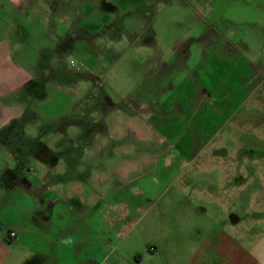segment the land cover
<instances>
[{
    "label": "rangeland",
    "instance_id": "obj_1",
    "mask_svg": "<svg viewBox=\"0 0 264 264\" xmlns=\"http://www.w3.org/2000/svg\"><path fill=\"white\" fill-rule=\"evenodd\" d=\"M173 2L149 0L127 9L115 20L124 32L110 43L112 54L102 50L100 36L94 43L100 52L93 54L82 42L63 41L66 27L44 26L34 12L13 16L9 0H0V42L10 39L14 59L37 84L1 100L0 243H20L11 255L1 248V257L43 253L45 264H198L210 255L205 241L219 232L239 236L246 249L264 234V52L219 42L214 30L225 28L196 22L191 8ZM149 22L148 36L156 41L132 47L133 34ZM204 33L209 41L199 57L192 52L189 69L166 82L162 69L146 77L160 58L168 62L176 45L189 49L191 37ZM66 68L95 74L84 78L87 85ZM129 95L138 105L125 107L121 100ZM14 107L26 114L7 121ZM126 130L132 137L122 139ZM106 132L123 142L104 149L100 160ZM94 138L95 151L87 156ZM45 145L55 153L41 155ZM92 157L94 184L88 182L93 167L85 163ZM54 158L73 167L59 170L69 177L48 198L66 201L77 187L89 201L55 207L41 222L44 231H36L28 215L32 203L22 192L13 197L11 184L29 173L39 182L41 165ZM27 226L35 232L26 234ZM12 230L19 239L10 242Z\"/></svg>",
    "mask_w": 264,
    "mask_h": 264
},
{
    "label": "crops",
    "instance_id": "obj_2",
    "mask_svg": "<svg viewBox=\"0 0 264 264\" xmlns=\"http://www.w3.org/2000/svg\"><path fill=\"white\" fill-rule=\"evenodd\" d=\"M173 1L174 0H164V3L168 6L174 4ZM191 1L193 4H190L189 0H179L181 5L187 6L194 11L195 19L198 20L196 22H203L206 25H211L212 23L218 27L225 28V32H219L217 29L214 30L216 35L220 37V39H217L219 42H230L242 52L247 51L254 54L264 52V0ZM9 2L11 4L13 16L16 11L20 14L25 13L27 16L34 12L32 16L38 19L40 24H43L44 26L52 24L55 27H66L63 37L60 38H62L63 41H67L69 39L70 45L74 42H82L83 46H85L87 50L90 49L94 54L96 51L100 52V48L98 46V50L96 48L94 49L95 40L98 36H100L102 38L101 41H103L104 44L102 50L104 49V52L106 51L105 53L110 52V54H112L111 50L113 49L111 47L112 44L110 43L117 42L116 39H121V36H118L117 34L121 35V33L124 32V30L116 29L119 24L115 23V20L122 19L127 14V9H138L141 6L148 4L149 0H9ZM151 26L152 24L149 22L147 27L144 28L138 37L133 34L135 38L133 39L134 42L132 43V47L133 45H137L138 41L150 45L156 41L155 37L148 36ZM14 28H16V26ZM22 28L25 29L22 24H17V31L19 33L26 34L27 30ZM209 36H211V34L206 33H204L201 37L197 35L192 36L189 40L191 43L189 49L185 47H178L176 45L172 54L167 58L169 59L168 62L164 64L163 60L160 58V61L158 63H154L152 66V71L149 70L147 72L146 77H152L160 69H162L164 75L166 76H163L164 79L161 81L166 82L177 73L186 71L189 69L188 65H190L189 63L192 57V52L197 53L198 57L202 55V45H205L204 43L209 41V39H207ZM124 47L125 46H123V48ZM12 49L13 45L11 44L10 39L1 40L0 106H3L1 100L15 93V90L24 87L33 88L32 84L37 87L34 74L14 59ZM63 51L64 50L62 49V52ZM171 60H173V62ZM66 70L67 71H65V73H68L71 78L74 77V81L82 80L81 82H84L85 77L93 76L95 74L91 71L89 75L78 74L76 73L77 71L74 72L71 68H66ZM259 72L264 73V70ZM79 77H82V79ZM74 81H68L69 87L73 86L74 83L72 84V82ZM84 83L89 85L86 82ZM87 88L89 87L87 86ZM158 89L160 90L159 87ZM129 97L130 95L121 100L125 107H130L133 104L138 105V103H135V101ZM12 109L16 112V114L9 116L8 119H6L7 121H18L22 115L26 114V112L19 107H14ZM124 121H127L126 117L124 118ZM106 133L107 144L104 145L102 152L99 153L100 156L98 157L100 160L104 149L111 150L112 147L119 145L120 142L118 143V141L123 142L121 139H117L115 136L111 135L110 132ZM121 137H123L122 139H126L128 137H132V134L126 130ZM95 143L94 138L92 140V144L87 147V156L92 155V150L95 151ZM42 152L55 153L54 150L50 149L47 145L44 146ZM96 158L97 157H92L91 162L85 161L88 166L93 167L92 173H90V176L88 177V182L92 184L95 183V164L97 163H95L94 160ZM72 167L73 165L71 163H62L54 158L51 164L43 162L41 165V180L39 182H37L38 180L36 181L35 175L33 176L31 173H29V175L26 174L19 181L13 180L11 184L13 188H11L10 191L16 192L12 196L16 197L17 193L22 192L25 201H30L32 203V207L29 209L28 215L34 225L37 223V225H35L36 231H44L41 222L45 220L46 214L52 212L55 207L60 206L61 208L63 203H74L73 201L76 200L79 201L82 206H84L85 203H88L89 200H84V198L80 196L82 191H80V188L77 189V187H75V189L74 187L70 189L66 201L61 202L62 199H60V197L55 199L48 198V194L51 190H57V192H59L58 190L61 188L59 185L61 186L66 184H63L61 181L66 182V179L69 177V175H67V177L64 178L59 170L63 168L72 169ZM71 182L73 181L67 183ZM71 207L74 206H67L70 210ZM27 227L28 228H23L26 229V234L35 232L32 228L29 229L30 226ZM11 232H14L16 236L10 237L9 234L8 241L13 242L14 240H18L19 233H16L13 230L9 233ZM238 239L239 236L235 240L224 235L223 231L219 232V235L214 241H205L204 248L210 252V255L207 258H203L202 262H199L198 264H264V252L262 254L259 253V250L264 247V234L260 237V239L254 241L248 249H246L245 246L239 242L240 239ZM13 244L14 243H0V249L5 248L12 250L16 249L15 247L20 245V243L15 246ZM11 245L12 248L10 247ZM11 250H9V255L13 253V250ZM9 255L4 257L0 256V264H45L44 261L46 255L43 253L34 255V259L28 258L27 255H23L22 258H12L9 257Z\"/></svg>",
    "mask_w": 264,
    "mask_h": 264
},
{
    "label": "built area",
    "instance_id": "obj_3",
    "mask_svg": "<svg viewBox=\"0 0 264 264\" xmlns=\"http://www.w3.org/2000/svg\"><path fill=\"white\" fill-rule=\"evenodd\" d=\"M72 65H73V63H72ZM15 236H16V234L14 232L10 233V237H15Z\"/></svg>",
    "mask_w": 264,
    "mask_h": 264
},
{
    "label": "flooded vegetation",
    "instance_id": "obj_4",
    "mask_svg": "<svg viewBox=\"0 0 264 264\" xmlns=\"http://www.w3.org/2000/svg\"><path fill=\"white\" fill-rule=\"evenodd\" d=\"M42 153H43V152H41V155H43V154H44V153H43V154H42ZM19 180H21V179H19ZM19 180H18V181H19Z\"/></svg>",
    "mask_w": 264,
    "mask_h": 264
}]
</instances>
